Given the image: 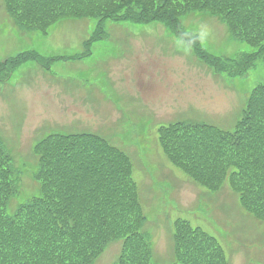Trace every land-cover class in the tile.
Listing matches in <instances>:
<instances>
[{"label":"rangeland","instance_id":"374dc122","mask_svg":"<svg viewBox=\"0 0 264 264\" xmlns=\"http://www.w3.org/2000/svg\"><path fill=\"white\" fill-rule=\"evenodd\" d=\"M129 1L130 6L137 3ZM154 1L177 9L178 23L185 30L193 28L192 34L186 32L184 38L157 23L151 28L129 19L95 17L97 12L108 14L117 5L112 0H50L35 7L36 0L29 15L24 14L26 7L9 9L0 0V63L21 54L20 61L28 52L41 56L29 57L14 72L4 64L8 73L0 77L1 145L24 173L29 163L37 167L43 141L46 149L56 150L74 149L78 135L106 138L133 157L134 178L148 214L143 225L151 235V264L175 261L174 221L185 216L193 219V237L205 251L220 248L225 264H264V223L257 213L264 191L247 180V163L232 157L197 183L165 156L158 140L160 126L192 116L221 130L236 129L251 91L264 82V49L243 74L221 75L198 58L194 41L198 37L203 47L223 57L253 54L261 42L246 31L256 26L243 24L240 14L230 19L210 14L205 0ZM186 4L196 7L179 11ZM260 13L264 6L257 8ZM97 23L106 31L103 38L95 33ZM151 96L155 113L147 101ZM22 179L27 192L20 187L24 197L9 200L11 216L26 195L38 191V184ZM121 241L111 242L95 264H115Z\"/></svg>","mask_w":264,"mask_h":264},{"label":"trees","instance_id":"16d2710c","mask_svg":"<svg viewBox=\"0 0 264 264\" xmlns=\"http://www.w3.org/2000/svg\"><path fill=\"white\" fill-rule=\"evenodd\" d=\"M5 1L9 9L26 7L24 14L29 15L36 0ZM49 1L39 0L35 7ZM93 1L70 0L73 4ZM112 1L117 5L111 7L108 14L97 12L95 17L105 15L115 21L129 19L151 28L152 23H157L184 38L186 32L189 35L194 31L180 26L177 9L172 6L161 7L154 0H137L134 6H130L129 0ZM204 6L212 9L210 14L217 12L228 16L227 19L240 14L243 24L256 26V30L246 31L251 40L254 41L253 35L257 34V41L261 42L260 51L253 54L223 57L211 52L207 46L203 47L198 37L194 41L198 58L214 67L216 72H228L232 76L243 74L264 49V13L256 14L257 8L261 10L264 6V0H205ZM194 7L186 4L179 7V11L186 12ZM131 13L137 19L131 20L128 15ZM246 28L242 26L243 30ZM105 32L97 23L95 33L103 38L101 34ZM20 56L0 63L1 78L8 73L6 67L14 72L29 57L32 60L41 57L37 52H28L18 61ZM39 62L50 67L42 58ZM242 116L236 123V131L221 130L194 116L162 125L158 128L161 148L179 171L187 173L197 183L221 170L232 157L239 159L247 163V180H252L255 188L264 191V82L251 91ZM73 139L74 149L71 146L48 150L43 141L37 167L32 169L29 163L24 173L14 167L12 158L0 142V247L6 246L4 241L15 245L13 248L6 246L0 253V264H95L111 242L118 239L122 240L123 250L115 264H151V235L143 225L148 214L134 178L132 155L92 133ZM77 157L73 169L72 163ZM23 177L38 184V191L26 195L17 214L11 216L7 211L9 200L24 197L20 189ZM29 187L30 190L34 188ZM22 190L27 192L24 187ZM258 206L257 213L264 223V199ZM189 222L191 219L180 217L174 221L176 259L170 264H225L223 251L220 248L213 250V247L210 248L212 252L205 251L200 240L191 234ZM36 233L43 234L37 237Z\"/></svg>","mask_w":264,"mask_h":264},{"label":"bare ground","instance_id":"6f19581e","mask_svg":"<svg viewBox=\"0 0 264 264\" xmlns=\"http://www.w3.org/2000/svg\"><path fill=\"white\" fill-rule=\"evenodd\" d=\"M243 117V116H242ZM242 117H241V119H242Z\"/></svg>","mask_w":264,"mask_h":264}]
</instances>
